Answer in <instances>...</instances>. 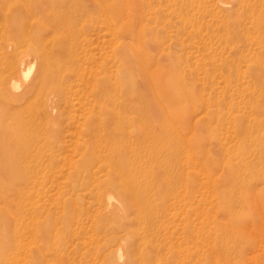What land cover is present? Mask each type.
<instances>
[{
  "label": "rangeland",
  "instance_id": "374dc122",
  "mask_svg": "<svg viewBox=\"0 0 264 264\" xmlns=\"http://www.w3.org/2000/svg\"><path fill=\"white\" fill-rule=\"evenodd\" d=\"M0 133V264H264V0H0Z\"/></svg>",
  "mask_w": 264,
  "mask_h": 264
},
{
  "label": "bare ground",
  "instance_id": "6f19581e",
  "mask_svg": "<svg viewBox=\"0 0 264 264\" xmlns=\"http://www.w3.org/2000/svg\"><path fill=\"white\" fill-rule=\"evenodd\" d=\"M30 63V62H29ZM33 65V64H32ZM31 65V66H32ZM29 66V65H28ZM31 68H33V66L32 67H30L29 68V70L31 69ZM157 69V68H156ZM23 70H22V68L20 67V65L15 61V62H12L11 64H10V66H9V70H8V76H7V78L2 82V85L3 84H5L4 85V88H8V87H6V86H8V84H10V81H12L13 80V83H14V78H16V76L17 75H19V74H21V72H22ZM25 74V73H24ZM26 74H28V73H26ZM26 76V75H25ZM24 76V77H25ZM28 76H29V74H28ZM37 78V77H36ZM27 80V79H26ZM12 83V82H11ZM12 83V84H13ZM30 87L28 88V89H25L23 92H22V94H19L18 96H17V98H19L20 100H21V98H24L28 93H30L31 91H32V87H34L35 86V82H33V84L32 85H29ZM62 99V98H61ZM50 101V100H49ZM51 104L50 105H47V107H45V108H43L42 109V116H43V120H48L49 119V117H50V112H52V110H53V108H54V106H53V104L52 103H54V101L52 100V102H50ZM11 111V110H10ZM55 111V110H54ZM36 113V112H35ZM107 116H109V118L108 119H101V116H97V120L98 121H95V123H93L92 125H91V128H92V130L90 131V133L92 134V135H94L95 134V132H97V134L95 135V139H98V140H103V141H106V142H109L110 143V141H112V140H115L116 139V135H117V131H118V129H119V127H120V123L117 121V118H116V116H115V114L113 115V114H111L110 112H104ZM39 119V118H38ZM118 126V127H117ZM56 127V126H55ZM8 128V127H7ZM5 129L6 130V132L8 133V134H6V135H9L10 134V132H9V130L8 129ZM16 130H17V134H18V136L21 134V131H23V128H22V126H17L16 127ZM2 132H3V130H2ZM16 132V131H15ZM0 135H2L1 133H0ZM59 135V134H58ZM15 136H17V135H15ZM55 136V134L53 133V135H52V137H54ZM59 138V137H58ZM23 147V146H22ZM27 149V146H25L24 147V149ZM26 151V150H25ZM19 158V156H15V157H13V160H16V159H18ZM12 160V159H11ZM110 186H114V184L113 183H110ZM0 218H2V217H0ZM2 222V220L0 221V223ZM130 261V260H129ZM129 261H128V263H129Z\"/></svg>",
  "mask_w": 264,
  "mask_h": 264
}]
</instances>
